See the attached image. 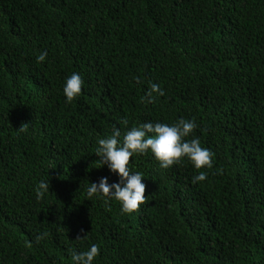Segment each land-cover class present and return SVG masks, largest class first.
Masks as SVG:
<instances>
[{"label":"trees","instance_id":"obj_1","mask_svg":"<svg viewBox=\"0 0 264 264\" xmlns=\"http://www.w3.org/2000/svg\"><path fill=\"white\" fill-rule=\"evenodd\" d=\"M72 72L84 83L66 102ZM151 83L164 94L149 101ZM178 118L211 168L135 154V211L87 197L118 181L99 138ZM91 243L93 264H264V0H0V264H72Z\"/></svg>","mask_w":264,"mask_h":264},{"label":"clouds","instance_id":"obj_2","mask_svg":"<svg viewBox=\"0 0 264 264\" xmlns=\"http://www.w3.org/2000/svg\"><path fill=\"white\" fill-rule=\"evenodd\" d=\"M46 57L47 51L42 50L36 60L42 62ZM133 79L138 81L137 77ZM83 83L82 75L78 72H72L65 78L62 91L66 102H71L80 95ZM153 93L163 95L164 90L157 83H151L146 93L149 101L153 99ZM120 123L127 126V118H122ZM196 127L194 119L186 118H178L172 123L145 121L130 128L126 127L123 133L120 127L114 125L110 134L97 140L95 153L100 157L101 164L118 176V181L109 183V178L102 176L98 181L89 182L87 197L103 198L106 204L114 199L119 202L122 213L135 211L146 198L144 176L133 170L130 164V158L135 154L151 152L161 168L179 164L184 158L194 169L211 168L213 153L202 146L198 136L192 135ZM20 129L23 130V124ZM206 175L205 171H197L192 180L194 183L203 181ZM34 191L36 199H41L49 191V181L41 180L35 185ZM46 235L40 232L35 239L40 241ZM99 252L100 246L97 243H91L82 251L69 249L72 264H93Z\"/></svg>","mask_w":264,"mask_h":264}]
</instances>
